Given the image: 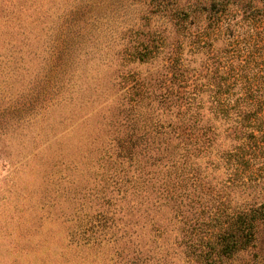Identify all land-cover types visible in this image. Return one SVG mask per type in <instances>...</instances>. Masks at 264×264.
<instances>
[{"label":"rangeland","instance_id":"374dc122","mask_svg":"<svg viewBox=\"0 0 264 264\" xmlns=\"http://www.w3.org/2000/svg\"><path fill=\"white\" fill-rule=\"evenodd\" d=\"M248 90L264 0H0V264H205L211 229L264 204V111L215 115ZM188 107L190 154L161 134ZM215 259L264 264V220Z\"/></svg>","mask_w":264,"mask_h":264},{"label":"trees","instance_id":"16d2710c","mask_svg":"<svg viewBox=\"0 0 264 264\" xmlns=\"http://www.w3.org/2000/svg\"><path fill=\"white\" fill-rule=\"evenodd\" d=\"M143 50L137 53V58L139 60H144V58L148 56L147 48H144ZM224 66L225 63L222 62V59L217 61L213 70L211 82H220V79H226V77H222L225 73V71H223ZM149 87L153 96L156 97L154 94L157 91L158 86L153 83L149 84ZM230 100L231 99L229 98L227 101H220L221 105L216 108L215 115L219 113L227 115L230 110H235L236 115L239 116L236 118V123L240 125L251 118L255 121L257 119H263V116L260 114L264 111V93L256 94L254 90H248V92L243 95H238L233 103H229ZM159 102L161 101L159 100ZM186 109L187 111L183 110L177 112L175 115L177 121L168 123L166 131H162L161 134H165L166 136L164 142H168L167 137L176 138L177 143L174 145V148L178 149L179 147H182L188 150L184 153L190 154V148H188L190 147L189 144H197L196 140H199L200 137H204L209 130L208 128H204V125L208 122L207 118L204 120L202 114L200 115L199 111L193 112L194 110H192L191 107ZM153 132H156V136L160 134L154 130ZM242 136L243 135H241V137ZM132 138V136H128V139L122 141V144H133L130 147L132 148L140 143L142 134L135 136V139H138L136 141ZM192 138L196 140L192 141ZM159 142L160 139L157 141L154 140L151 142V145L147 144L145 147H142L141 151L150 149L151 151H155L156 154L158 147L155 146L154 143L158 144ZM225 218L226 219L223 222H219V225L217 224V226H219L217 231L211 229L213 230L209 233L211 237H207L208 240L206 245L204 246V249L201 250L199 256L204 260L205 264H215V258L220 259L222 257H230L237 251L245 249L253 243L255 240L257 225L264 220V204L261 203L257 206L237 209L233 212L227 213ZM219 219L220 216H217L215 219L217 220L216 223L220 221ZM223 224L224 226H221Z\"/></svg>","mask_w":264,"mask_h":264}]
</instances>
